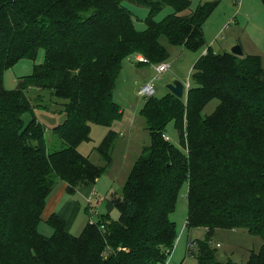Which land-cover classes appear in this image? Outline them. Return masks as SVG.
Masks as SVG:
<instances>
[{"label": "trees", "instance_id": "obj_1", "mask_svg": "<svg viewBox=\"0 0 264 264\" xmlns=\"http://www.w3.org/2000/svg\"><path fill=\"white\" fill-rule=\"evenodd\" d=\"M124 2L146 9L142 29L134 27ZM215 4L0 0V264H163L175 239L168 215L182 183L185 227H201L206 239L214 229L237 227L262 239L243 263L217 256L198 240L195 254L187 249L197 264H264V66L257 54L237 56L209 46L193 61L182 98L168 91L143 97L138 114L149 142L129 165L121 196L109 194L117 217L93 212L73 235L52 212L44 220L51 232L38 231L57 181L72 194L112 161L118 135L111 125L122 113L112 88L122 59L167 58L162 38L198 50L204 44L202 24ZM164 7L170 10L154 19ZM38 49L42 61L18 77L14 89H5L2 71L20 58L33 59ZM34 89L39 92L32 103L28 93ZM42 92L49 96L46 102ZM211 99L216 104L202 113ZM33 108L63 116L50 128L59 148L46 149ZM168 123L177 144L162 136ZM92 124L105 128L93 147L102 164L78 150Z\"/></svg>", "mask_w": 264, "mask_h": 264}, {"label": "rangeland", "instance_id": "obj_2", "mask_svg": "<svg viewBox=\"0 0 264 264\" xmlns=\"http://www.w3.org/2000/svg\"><path fill=\"white\" fill-rule=\"evenodd\" d=\"M199 1L203 0H190L191 8ZM209 1H215L216 4L202 24L204 44L198 50L192 52L182 46L168 45L162 38L161 43L165 45L168 52L167 58L156 63L146 62V65H136L137 60L134 54L122 59L112 90V99L122 111L118 126L121 128L123 136H118L120 139H118L116 147L112 150L111 168L100 176L104 180L103 191L106 190L108 184H110L113 191H116V193L112 191L110 197L121 196V184L129 165L139 153L140 147L147 145L149 142V134L144 129L143 119L138 114V109L143 102V96L137 94V88L140 85L150 82L154 90L153 95L160 96L167 91L165 84L171 78H176L183 84L186 81L188 82L193 61L199 54L204 53L207 46L212 51L220 52L223 50L228 51L230 46L238 44L242 54H257L260 57L262 66H264V5L259 0ZM124 4L133 13L134 27L142 29L144 27L142 20L146 14V9L134 3L124 2ZM169 10L168 7H164L153 18L158 20ZM137 55L141 56L140 54ZM42 59V49L37 50L33 59H18L13 65L2 71V86L5 89H14L18 77L31 73L32 64L40 63ZM159 63L168 64V68L160 74L153 69V66ZM38 92L37 89H34L28 93L32 103L35 101L32 98ZM48 97L46 93L42 92L43 102H46ZM216 102V99L209 100L202 108V113L211 111ZM33 114L35 119L44 127L46 149L59 148L61 144L59 145L50 128L59 123L63 116L39 108H33ZM104 132L105 128L103 126L92 124L89 131V140L81 142L78 146L79 152L88 154L89 159L96 164L100 163V159L97 158L93 147L99 142ZM165 134L177 144L176 132L172 129L170 123L166 125ZM60 184H62L61 181H57L51 192H54ZM185 188V183H182L174 207L168 215L169 219L174 222L175 239L172 249L165 259V264H197L195 257L187 252V241L193 242L190 249L192 254L196 252V241L203 239L214 248L217 256L225 255L236 263H243L250 251L258 249L262 239L257 235L247 233L244 228L214 229L209 239H206L201 227H185ZM63 198L74 199L73 195L70 194H63ZM79 203L81 204V202ZM81 206L82 204L74 224L69 228V232L73 235L78 234L81 225L86 220L91 219L87 212H82ZM95 210L97 213L106 212L102 205H98ZM117 215L118 211L113 208L111 217L115 219ZM93 216L94 214H92V218ZM38 231L45 235L51 232V228L42 218L38 223Z\"/></svg>", "mask_w": 264, "mask_h": 264}, {"label": "crops", "instance_id": "obj_3", "mask_svg": "<svg viewBox=\"0 0 264 264\" xmlns=\"http://www.w3.org/2000/svg\"><path fill=\"white\" fill-rule=\"evenodd\" d=\"M203 1H209V0H203ZM134 55H135L136 60H138L137 57H139V55L137 54H134ZM136 65H146V64L145 62L137 61ZM120 120L121 119L113 122L111 127L117 131V134L119 137H122L123 133L121 132V128L118 126V123ZM119 137L118 139H120ZM118 139L116 140L115 147L117 145ZM99 164H102L101 160ZM110 168L111 167L109 165L106 168V170L102 174H100L98 177H96L92 183H87V184H84V185H81L75 188L74 192L70 194V195H73L74 199L73 198H65V199L63 198V194L68 195V193H66L65 191V183L61 182L62 184H60V186L54 192H52L50 196L48 197V199L46 200L42 208V211L40 213V218L45 220L50 213L55 212L59 217H61L64 220L65 229L69 231V228L72 227V225L74 224L79 214V209H80L81 204H82L81 206L82 212L85 213L87 209L89 218H91V215L93 214V212L96 213L95 208L98 205H102L103 208L106 210V212L111 217L113 207L110 204L108 199H109L110 192H112L113 190L111 189L110 184H108L106 185V190L103 191V187L105 186L103 185L104 180H102V178L100 177L101 175L105 174L107 170L109 171ZM113 192L116 193V191H113ZM120 192H121V189H120ZM79 202H81V204ZM43 213H44V216H43ZM83 225L84 223L81 225L80 229L82 228Z\"/></svg>", "mask_w": 264, "mask_h": 264}, {"label": "built area", "instance_id": "obj_4", "mask_svg": "<svg viewBox=\"0 0 264 264\" xmlns=\"http://www.w3.org/2000/svg\"><path fill=\"white\" fill-rule=\"evenodd\" d=\"M137 58H138V61L145 62V58H143L141 56L137 57ZM167 68H168V64H164V63H159V64H156L153 66L154 71L158 74L164 72ZM187 87H188V82L186 81L183 84V89L185 90ZM153 92H154V90H153L152 84L150 82L142 84L137 88V94L141 95L143 97L151 95V94H153ZM162 136L164 137V139L170 140V138L167 134H162ZM192 244H193V242L187 241V247L189 250L192 248ZM215 245L217 246V243ZM163 264H165V263H163Z\"/></svg>", "mask_w": 264, "mask_h": 264}, {"label": "water", "instance_id": "obj_5", "mask_svg": "<svg viewBox=\"0 0 264 264\" xmlns=\"http://www.w3.org/2000/svg\"><path fill=\"white\" fill-rule=\"evenodd\" d=\"M228 52L231 54L241 56L242 51L240 49V46L238 44H233L230 46ZM165 87L168 92L176 96L177 98H182L184 96V89H183V83L180 82L176 78H171L166 84Z\"/></svg>", "mask_w": 264, "mask_h": 264}]
</instances>
